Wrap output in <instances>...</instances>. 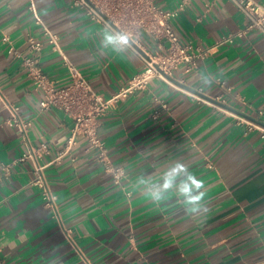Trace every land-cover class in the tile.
<instances>
[{"label": "crops", "instance_id": "0c3cea01", "mask_svg": "<svg viewBox=\"0 0 264 264\" xmlns=\"http://www.w3.org/2000/svg\"><path fill=\"white\" fill-rule=\"evenodd\" d=\"M154 2L163 9L184 3L171 20L174 29L182 42L209 49L194 70L179 69L171 77L211 98L224 93L226 105L264 125V28L248 29L236 0ZM43 26L59 35L62 53L45 44L36 66L57 86L70 82L67 62L108 97L143 66L127 45L105 47L104 25L72 0H0V89L31 121L30 142L48 145L41 162L47 163L45 174L74 241L65 238L31 184L32 162L15 161L0 178V260L86 264L83 255L98 264H264V138L173 82L152 79L147 89L121 98L99 118L107 155L126 172L122 186L113 183L83 136L50 162L63 150L72 121L57 107L40 109L41 92L29 68L2 41L8 34L21 56L32 55L29 39H43ZM229 36L231 41L217 45ZM143 42L156 51L152 41ZM154 97L168 106L158 118L152 117ZM7 115L0 102V163L14 161L26 147L5 123ZM189 174L205 185L199 208L189 203L195 189L184 191ZM148 193L159 194L158 205Z\"/></svg>", "mask_w": 264, "mask_h": 264}, {"label": "built area", "instance_id": "2783aa9c", "mask_svg": "<svg viewBox=\"0 0 264 264\" xmlns=\"http://www.w3.org/2000/svg\"><path fill=\"white\" fill-rule=\"evenodd\" d=\"M236 1L250 21L248 29L253 27L264 28V4L258 0ZM72 2L74 5L82 7L87 15L104 26L111 25L117 31L132 33L134 36L137 33L140 34V39L135 43L130 40V44L127 46L138 52L143 66L112 95L105 97L96 93L80 72L67 62L71 79L68 84L63 86H57L36 66L38 56L45 44L49 45L52 50L62 53L59 35L52 32L47 26L42 28L43 39H29L28 50L32 55L21 56L8 34L2 36V41L8 52L20 56L22 64L29 68L28 74L32 79L34 88L41 92L40 109L46 110L57 107L72 121L70 134L63 150H60L50 162L60 160L62 154L76 143V137L83 136L88 141L90 148L97 149V160L105 170L111 173L113 183L122 186L126 172L124 168L114 164L109 159L104 142L98 134L99 118L106 114L121 98L147 89L152 79H163L171 83L167 76H171L176 70L181 69L184 72L194 70L198 66L199 60L206 56L209 49L193 45L191 42H182L174 29L171 20L183 9L184 3H180L172 9H163L158 7L154 0H72ZM32 7L30 6V8ZM36 22L41 23V20L37 18ZM143 37L154 43L156 51L150 50L149 46L143 42ZM226 41H231V36L220 41L217 45ZM216 83L224 87L226 92L230 90L220 79H217ZM198 90L201 91V88ZM192 94L198 97L197 94ZM213 98L223 104H227L228 101L224 93ZM154 99L158 107L153 109L152 117L158 118L161 110L167 109L168 106L159 97H154ZM0 102L8 111L5 123L16 128L26 146L25 151L14 161L0 163V178L10 174V169L15 161L30 160L33 164L31 184L40 189L44 205L50 210L52 217L57 220L65 238L74 244L71 235L72 229L63 223L57 204V196L52 191L45 174L47 163L41 162V158L50 153L47 143L45 141L38 144L30 142L28 131L31 121L22 117L19 105L7 100L1 89ZM212 104L219 110L232 115L236 124L243 126L246 131L258 130L264 138V125L253 116L244 112H234L213 102ZM258 113L260 114L261 111ZM126 193L129 194V192ZM82 257L86 264H98L83 255ZM0 264L7 263L0 260Z\"/></svg>", "mask_w": 264, "mask_h": 264}, {"label": "clouds", "instance_id": "9594fccd", "mask_svg": "<svg viewBox=\"0 0 264 264\" xmlns=\"http://www.w3.org/2000/svg\"><path fill=\"white\" fill-rule=\"evenodd\" d=\"M102 32L104 34L105 47L116 44L126 46L130 44V40L133 43H135L138 39H140L139 33H137L134 36L132 33L117 31L113 29L111 25H105L104 28L102 29ZM112 52L119 56H126L123 54L121 48H113ZM177 168L188 172L186 166L183 164L178 163ZM189 179L191 182L187 187H185L184 191L185 193H189L192 189H195L196 194L191 196L189 203H196L197 208H199L200 204L198 202L204 201V196H205V191H201V189H204L205 187L204 182L202 180L195 178L194 176H191V174H189ZM168 187L169 184L165 183L164 188L167 189ZM128 195H130V193ZM145 196L148 197L151 202H155L157 205L159 204L160 197L158 193H148L145 194ZM205 211H207L206 208Z\"/></svg>", "mask_w": 264, "mask_h": 264}, {"label": "water", "instance_id": "95a60500", "mask_svg": "<svg viewBox=\"0 0 264 264\" xmlns=\"http://www.w3.org/2000/svg\"><path fill=\"white\" fill-rule=\"evenodd\" d=\"M167 78H168L171 82H173V83H175V84H177V85H179V86H181V87L187 89L188 91H190V92H192V93H195V94H197V95H199V96H201V97H203V98H206V99L210 100V101L213 102V103H216V104H218V105H220V106H222V107H225V108H227V109H229V110H232V111H234V112L241 113L240 111H238V110L232 108V107L229 106V105H226V104H223V103H221V102H218V101L215 100L214 98L208 97V96H206V95H204V94H202V93H200V92H198V91H196V90L190 89L189 87L185 86L184 84L179 83L178 81H176V80H175L174 78H172L171 76H167ZM258 122H259V121H258ZM259 123H260V122H259Z\"/></svg>", "mask_w": 264, "mask_h": 264}]
</instances>
